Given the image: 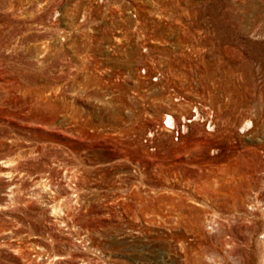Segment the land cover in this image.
Masks as SVG:
<instances>
[{"label":"rangeland","instance_id":"rangeland-1","mask_svg":"<svg viewBox=\"0 0 264 264\" xmlns=\"http://www.w3.org/2000/svg\"><path fill=\"white\" fill-rule=\"evenodd\" d=\"M0 264H264V0H0Z\"/></svg>","mask_w":264,"mask_h":264},{"label":"bare ground","instance_id":"bare-ground-1","mask_svg":"<svg viewBox=\"0 0 264 264\" xmlns=\"http://www.w3.org/2000/svg\"><path fill=\"white\" fill-rule=\"evenodd\" d=\"M168 123L174 124V119L170 115H168Z\"/></svg>","mask_w":264,"mask_h":264},{"label":"built area","instance_id":"built-area-1","mask_svg":"<svg viewBox=\"0 0 264 264\" xmlns=\"http://www.w3.org/2000/svg\"><path fill=\"white\" fill-rule=\"evenodd\" d=\"M177 134H178V132H177Z\"/></svg>","mask_w":264,"mask_h":264}]
</instances>
